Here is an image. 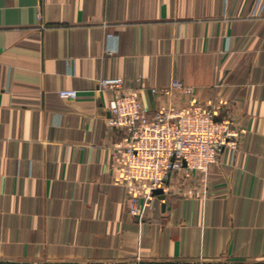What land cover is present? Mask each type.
Listing matches in <instances>:
<instances>
[{
	"label": "crops",
	"instance_id": "1",
	"mask_svg": "<svg viewBox=\"0 0 264 264\" xmlns=\"http://www.w3.org/2000/svg\"><path fill=\"white\" fill-rule=\"evenodd\" d=\"M105 75L150 112L180 79L176 105L217 104L236 153L133 214ZM0 264H264V0H0Z\"/></svg>",
	"mask_w": 264,
	"mask_h": 264
},
{
	"label": "built area",
	"instance_id": "2",
	"mask_svg": "<svg viewBox=\"0 0 264 264\" xmlns=\"http://www.w3.org/2000/svg\"><path fill=\"white\" fill-rule=\"evenodd\" d=\"M98 87L109 94L108 124L124 133L111 154L120 167L133 214H138L140 203L155 206L157 194L153 190L160 187L164 193L173 171L186 167L205 172L220 151L227 150L232 157L238 149L239 131L230 117L220 116L217 104L176 105L174 98L192 91L180 79L150 87L153 94L173 100L159 101L153 112L144 105L139 87L126 86L121 75L100 77ZM57 92L62 97L77 95L75 88H60Z\"/></svg>",
	"mask_w": 264,
	"mask_h": 264
},
{
	"label": "water",
	"instance_id": "3",
	"mask_svg": "<svg viewBox=\"0 0 264 264\" xmlns=\"http://www.w3.org/2000/svg\"><path fill=\"white\" fill-rule=\"evenodd\" d=\"M154 193H156L158 196L163 197L164 193H163V189L162 188H156L153 190Z\"/></svg>",
	"mask_w": 264,
	"mask_h": 264
}]
</instances>
